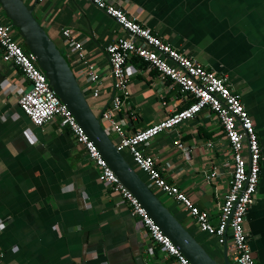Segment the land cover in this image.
<instances>
[{
  "label": "crops",
  "instance_id": "0c3cea01",
  "mask_svg": "<svg viewBox=\"0 0 264 264\" xmlns=\"http://www.w3.org/2000/svg\"><path fill=\"white\" fill-rule=\"evenodd\" d=\"M106 1L224 79L239 95L259 146L258 184L243 227L255 264H264V0ZM33 13L66 57L93 113L100 114L112 95L106 47L126 34L85 0H42L35 3ZM63 29L82 45L85 59L99 74L96 98L89 97L81 64L61 39ZM126 74L129 96L113 114L126 135L167 118L189 102L175 85L160 80L136 58L127 62ZM27 89L19 70L2 62L0 54V263L177 264L148 240L127 204L98 181V170L60 119L39 127L29 123L16 105ZM107 133L115 140L112 132ZM140 149L153 159L163 179L183 191L215 226L231 168L215 116L203 110ZM212 172L215 175L209 177ZM157 196L222 264L224 244L201 233L176 202ZM225 240L227 259L234 264L228 232Z\"/></svg>",
  "mask_w": 264,
  "mask_h": 264
},
{
  "label": "built area",
  "instance_id": "2783aa9c",
  "mask_svg": "<svg viewBox=\"0 0 264 264\" xmlns=\"http://www.w3.org/2000/svg\"><path fill=\"white\" fill-rule=\"evenodd\" d=\"M21 1L38 3L42 0ZM85 1L113 20L127 36V38L116 37L106 47L112 95L99 117L102 125H106L103 126L106 132L110 131L115 135V140L112 141L116 150L120 153L124 152L123 156L143 175L145 182L155 192L176 202L201 233L213 236L218 244H223L228 232L231 260L234 264H255L248 246L243 219L256 194L259 146L252 121L240 103L239 95L230 91L224 79L150 33L119 7L106 0ZM60 36L81 64L82 75L88 84L89 97L96 98L99 74L94 65L85 59L82 45L69 30H61ZM0 54L2 62L16 67L28 82V89L18 96L16 105L29 123L39 127L55 118L60 119L98 170V181L108 185L113 194L127 204L130 215L138 219L148 240L161 246L176 259L177 264H190L170 244L136 199L118 181L70 112L55 96L43 73L36 66L34 57L22 48L14 29L1 19ZM132 58L143 62L157 74L160 80H167L175 85L180 94L189 98V102L186 107L170 114L167 118L126 135L116 123L113 114L120 110L129 96L126 64ZM203 110L212 113L220 125L228 145L231 162L228 187L219 206L215 226L209 223L204 211L193 206L183 191L163 179L153 159L140 149L155 136L174 131L180 124L191 120ZM176 143L174 142L175 146L181 148ZM214 175L212 172L209 177Z\"/></svg>",
  "mask_w": 264,
  "mask_h": 264
},
{
  "label": "water",
  "instance_id": "95a60500",
  "mask_svg": "<svg viewBox=\"0 0 264 264\" xmlns=\"http://www.w3.org/2000/svg\"><path fill=\"white\" fill-rule=\"evenodd\" d=\"M35 3L33 1L28 5L21 0H0L2 20L11 25L21 46L34 57L36 66L55 96L70 112L118 181L136 199L170 244L190 264H218L160 201L143 175L140 176L123 154L116 150L99 120L100 114L95 115L87 103L66 57L36 20L33 13ZM223 244L222 264H232L227 259L226 240Z\"/></svg>",
  "mask_w": 264,
  "mask_h": 264
},
{
  "label": "rangeland",
  "instance_id": "374dc122",
  "mask_svg": "<svg viewBox=\"0 0 264 264\" xmlns=\"http://www.w3.org/2000/svg\"><path fill=\"white\" fill-rule=\"evenodd\" d=\"M0 19H3L2 16H1V14H0ZM22 48L24 49V47H22ZM24 50H25V49H24ZM122 153H124V152H122ZM141 175H142V174H140V176H141ZM155 194H156V195H159L158 192H156Z\"/></svg>",
  "mask_w": 264,
  "mask_h": 264
}]
</instances>
